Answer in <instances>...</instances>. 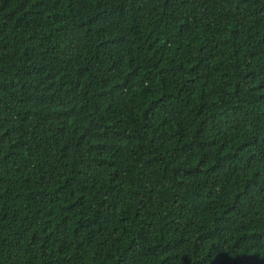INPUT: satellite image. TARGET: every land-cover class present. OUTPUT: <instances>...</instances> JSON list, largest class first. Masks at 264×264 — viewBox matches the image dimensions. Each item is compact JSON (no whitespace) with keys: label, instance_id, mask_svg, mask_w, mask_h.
<instances>
[{"label":"trees","instance_id":"obj_1","mask_svg":"<svg viewBox=\"0 0 264 264\" xmlns=\"http://www.w3.org/2000/svg\"><path fill=\"white\" fill-rule=\"evenodd\" d=\"M0 264H264V0H0Z\"/></svg>","mask_w":264,"mask_h":264}]
</instances>
